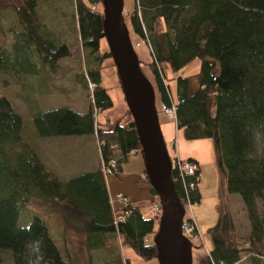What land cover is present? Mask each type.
I'll use <instances>...</instances> for the list:
<instances>
[{
	"label": "trees",
	"instance_id": "16d2710c",
	"mask_svg": "<svg viewBox=\"0 0 264 264\" xmlns=\"http://www.w3.org/2000/svg\"><path fill=\"white\" fill-rule=\"evenodd\" d=\"M98 3L101 0H74L84 76L92 84L91 105L83 113L67 107L38 111L32 122L40 138L95 135L100 168L60 180L24 141L23 116L0 95V255L10 252L14 264H29L33 259L39 264H74L65 241L52 238L40 218L34 216L25 227L17 225L20 212L31 205L73 224L81 222L86 251L109 248L114 252L107 264H131L122 247L145 261L157 260L152 238L159 217H145L129 202L114 209L106 188V176L121 172L128 156L141 147L132 119L125 123L94 120L93 108L102 112L112 107L101 84L102 63L111 56L109 51H99L104 13L103 7L96 8ZM6 10L21 26L11 52L1 44V13ZM122 16L130 23L129 28L126 23L129 36L131 30L150 49L152 60L146 65L155 76L161 105H172L169 82L175 81L177 128L186 141H212L225 192L240 197L249 222L243 243L228 241L233 225L224 202L215 225L207 230L211 248L198 264H239L244 251L248 255L256 251L260 256L253 259L264 260V217L257 205L258 200L264 201V0H134L132 11ZM42 27L38 0H0V72L35 73L30 48L53 69L69 56V46L46 38ZM194 60L199 61L196 87L190 83L193 76H173ZM176 161L171 178L178 199L184 206L198 204L197 164L188 160L195 172L186 175L180 169L184 163ZM137 184L155 196L147 179H138Z\"/></svg>",
	"mask_w": 264,
	"mask_h": 264
},
{
	"label": "rangeland",
	"instance_id": "374dc122",
	"mask_svg": "<svg viewBox=\"0 0 264 264\" xmlns=\"http://www.w3.org/2000/svg\"><path fill=\"white\" fill-rule=\"evenodd\" d=\"M96 8L101 9L102 4L98 3ZM133 8L134 0H123L122 14L124 17ZM74 10V0H38V13L43 24L42 34L55 44H66L70 49L69 56L60 59L55 69L42 64L33 48H30V60L36 66L35 73L28 74L21 71L0 72V95L5 96L12 104L14 110L23 116L21 135L47 168L49 162L47 155L49 140L48 138L37 136L32 122L33 115L38 111L45 112L61 107H67L76 112L83 113L91 105L90 94L92 84L84 76L86 66L83 61V54L77 34ZM125 19L129 28L130 23L126 17ZM1 24L2 47L7 52H11L15 35L21 31V26L15 15L9 10L1 13ZM129 37L133 50L140 62L141 69L154 89V105L158 121H162L165 116L162 114V111H159L162 106L160 91L154 74L146 65L152 60L150 49L131 30ZM99 51L102 53L109 51L106 38L101 39ZM112 63L111 57L104 59L102 63L103 69L100 72L101 84L107 89V93L112 101V107L102 112H97L93 108L95 122L105 123L107 120L110 122L121 120L122 123H125L131 119L130 113L127 112L128 108L116 68L111 65ZM198 69L199 61L194 60L178 70L173 76H193L190 83L192 87H196L198 84L194 75ZM174 86L175 81L169 82V90ZM58 138L67 139L68 137ZM50 143L52 144L53 141H50ZM165 146L168 154L173 155L172 148L168 144H165ZM70 150L72 151L73 149ZM127 162L131 168H134L136 163H139L142 169L145 167L141 150L135 155L130 154L128 160L123 165ZM58 172V178L62 181L71 178H68L69 176L63 173L61 167ZM199 186L201 188L199 190L200 203L191 207L186 206L184 209V217L192 214L197 229L195 234L185 235L191 246V264H198V260L206 256L211 248V241L207 230L215 225L218 214L223 210V192L226 190L225 182L219 177L215 166L204 168L202 182H200ZM257 205L260 214L264 217V201L258 200ZM113 208L118 209V205L114 203ZM150 208V203L142 204L140 210L145 217L151 216ZM34 216L40 218L46 224L52 238L60 242L62 240L65 241L74 264H107L112 259L114 252L109 248L92 251L85 250L81 222L73 224L58 214H49L42 208L31 205L23 209L20 212L17 225L20 227L29 225ZM233 218L231 216L233 226L231 231L226 235V239L231 242L243 243L249 235L250 228L246 226L244 217L238 212H234ZM57 240L56 244L60 247V242ZM261 251H264V248H261ZM121 253L124 258L129 259L131 264H158L156 259L148 261L141 259L128 247H122ZM251 254L248 255V252L244 251L239 264H264V260L260 257L253 259L255 255H259L256 251ZM0 264H14L12 254L8 251L1 252ZM29 264H39V261L38 259H33L29 261Z\"/></svg>",
	"mask_w": 264,
	"mask_h": 264
},
{
	"label": "water",
	"instance_id": "95a60500",
	"mask_svg": "<svg viewBox=\"0 0 264 264\" xmlns=\"http://www.w3.org/2000/svg\"><path fill=\"white\" fill-rule=\"evenodd\" d=\"M102 30L135 125L149 186L157 196L161 216L153 243L158 264H191V246L182 235L183 206L171 178L172 160L160 129L154 89L143 74L122 16L123 0H101Z\"/></svg>",
	"mask_w": 264,
	"mask_h": 264
},
{
	"label": "crops",
	"instance_id": "0c3cea01",
	"mask_svg": "<svg viewBox=\"0 0 264 264\" xmlns=\"http://www.w3.org/2000/svg\"><path fill=\"white\" fill-rule=\"evenodd\" d=\"M170 94L172 100L176 102V84L172 89L170 88ZM164 116L165 118L159 121V124L164 143L172 148L173 155L170 156L184 161L192 160L197 164L199 174L197 187L198 190H201L199 185L202 182L204 168L207 166L216 167L213 143L210 139L186 141L174 120L166 115ZM48 140L47 155L49 162L47 166L57 177H59L58 171L60 167L63 169V173L69 176L68 178L100 168L99 143L95 135L68 137L67 139L53 137L48 138ZM50 141H53V143L51 144ZM70 149L73 150L71 151ZM131 154L135 155L137 153ZM143 172L144 169L139 166V163H136V166L131 168L127 162L125 165H122V170L117 175L106 176V188L112 206L114 203L118 205V208L124 205V202L116 200L115 197L117 195L123 196L127 202L139 207V209L142 207V204L152 201L153 197L148 189L137 184ZM223 198V205L225 202L232 219H234V212H238L244 217L246 226H249L240 197L224 191Z\"/></svg>",
	"mask_w": 264,
	"mask_h": 264
},
{
	"label": "built area",
	"instance_id": "2783aa9c",
	"mask_svg": "<svg viewBox=\"0 0 264 264\" xmlns=\"http://www.w3.org/2000/svg\"><path fill=\"white\" fill-rule=\"evenodd\" d=\"M91 87H92V85H91ZM161 111L164 114H166V115H168L170 117H175V103H173L169 107L168 106H165V105H162ZM176 162L177 163H180L179 161H176ZM180 169L186 175H193V173H194V167H193V165L188 164V163L182 165ZM104 172L105 173H109L110 171H109V169H104ZM116 200H119V201L124 202V203L127 202L126 198H124L121 195H117L116 196ZM159 211H160L159 206L157 204H154L153 207L151 208V212L153 214H158ZM181 229H182L183 235H190V234H192L193 233V230H194V226H193L192 221H189V220L183 221Z\"/></svg>",
	"mask_w": 264,
	"mask_h": 264
},
{
	"label": "bare ground",
	"instance_id": "6f19581e",
	"mask_svg": "<svg viewBox=\"0 0 264 264\" xmlns=\"http://www.w3.org/2000/svg\"><path fill=\"white\" fill-rule=\"evenodd\" d=\"M172 104H173V101H172ZM162 114H164V113L162 112ZM164 115H166V114H164ZM166 116H168V115H166ZM168 117H170V116H168ZM170 118H172V119L174 120V117H170ZM174 122H175V121H174ZM169 156H170V155H169ZM175 159H176L177 161H179V162H183L184 164L188 163V164L193 165L192 163L188 162V160L184 161V160H181V159H178V158H175ZM193 167H194V165H193ZM194 172H195V168H194ZM193 174H194V173H193ZM140 179H147L146 173L143 172V174L140 176ZM147 181H148V180H147ZM152 197H153V198H152V201L150 202L151 208L153 207L154 204H157V205L159 206L160 211H159L158 214H153V213L151 212V208H150V213H151V215H153V216H154V215H157V216L159 217V219H160V216H161V207H160V204H159V200H158V198H157L156 195H155V196H152ZM193 205H195V204H193ZM182 206H183V209H185L186 206L191 207L192 204H185V206H184V205H182ZM184 216H185V210H184ZM184 216H183V218H182V223H183V221H185V220L192 221L193 226H194V230H193L192 235L195 234V232L197 231V229H196V225H195V222H194V219H193L192 214H190V216H188V217H184ZM181 227H182V225H181ZM181 231H182V229H181ZM182 235H183V233H182ZM183 236L185 237V235H183ZM153 238H154V237H153ZM153 238H152V240H153Z\"/></svg>",
	"mask_w": 264,
	"mask_h": 264
}]
</instances>
